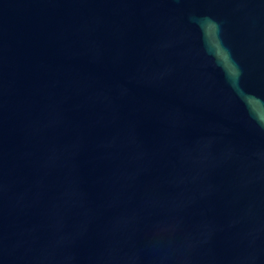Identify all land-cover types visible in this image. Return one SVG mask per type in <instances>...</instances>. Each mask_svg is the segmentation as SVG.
Listing matches in <instances>:
<instances>
[{"label": "water", "instance_id": "obj_1", "mask_svg": "<svg viewBox=\"0 0 264 264\" xmlns=\"http://www.w3.org/2000/svg\"><path fill=\"white\" fill-rule=\"evenodd\" d=\"M0 264H264V0H0Z\"/></svg>", "mask_w": 264, "mask_h": 264}]
</instances>
